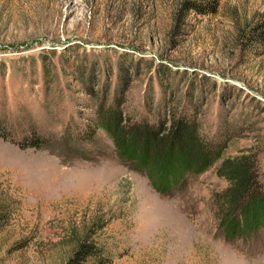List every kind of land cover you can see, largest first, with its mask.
Instances as JSON below:
<instances>
[{"label":"rangeland","instance_id":"374dc122","mask_svg":"<svg viewBox=\"0 0 264 264\" xmlns=\"http://www.w3.org/2000/svg\"><path fill=\"white\" fill-rule=\"evenodd\" d=\"M192 1L0 0V119L17 142L32 131L47 141L0 137L11 212L0 264H65L85 240L111 248L106 264H264V225L224 221L216 203L223 158L256 147L264 176V45L251 39L264 0H222L210 14ZM123 86L122 125L196 117L184 173L168 177L151 144L119 147L117 128L75 144ZM230 128L220 156L204 158L203 143Z\"/></svg>","mask_w":264,"mask_h":264},{"label":"trees","instance_id":"16d2710c","mask_svg":"<svg viewBox=\"0 0 264 264\" xmlns=\"http://www.w3.org/2000/svg\"><path fill=\"white\" fill-rule=\"evenodd\" d=\"M221 1L193 0L187 6L201 14H210L218 10ZM251 39L258 45H264V21L251 29ZM87 91L93 93L90 89ZM125 92L126 86L120 87L111 100H107L108 95H106V98L95 106L97 120L88 122L87 130L76 137L75 144L79 141H90L100 126H103L111 135V128H117L119 136L115 137V141L118 145L119 141L124 140L143 141L145 145L151 144L157 152L166 156L165 165L168 169V177L184 173L186 168L182 163L185 162L186 157L193 154L192 148H195V143L201 142V132L196 117L180 113L171 120L169 126L166 125L168 120L165 119H158L156 122L155 120H140L122 125L126 120L122 108ZM6 125L5 121L0 119V137L14 143L17 142L7 133ZM229 130L230 132L226 131L228 133L226 138L213 141L215 146L211 145L210 139L202 142L204 145L200 147V150L204 153L202 154L204 158H208L210 153L215 157L220 156L226 147L225 143L232 138L231 128ZM17 145L22 149L31 147L42 149L46 147L47 141L32 131L31 134L25 135L21 141L17 142ZM141 160L139 163L143 164ZM217 174L227 182V186L216 194V203L223 220L226 221L230 214H234L244 218L246 223L251 224L253 228L264 225V176L260 150L251 147L237 155L223 158L217 168ZM154 184L156 188L163 191L168 188L167 183L163 185L154 182ZM10 217L11 212L8 206L0 205V225L8 224ZM111 259L112 250L106 244H100L97 240H85L78 244L65 264H106Z\"/></svg>","mask_w":264,"mask_h":264}]
</instances>
